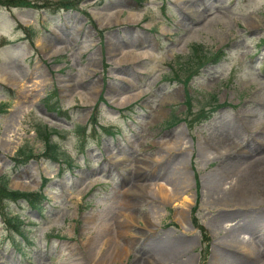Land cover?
I'll return each mask as SVG.
<instances>
[{"label":"rangeland","instance_id":"rangeland-1","mask_svg":"<svg viewBox=\"0 0 264 264\" xmlns=\"http://www.w3.org/2000/svg\"><path fill=\"white\" fill-rule=\"evenodd\" d=\"M26 1L40 8L0 6V176L24 192L47 180V200L42 213L7 205L28 227L26 239L12 232L16 248L0 218V264H98L107 241L129 252L102 264H213L220 250L225 264H264V177L250 167L264 158V0ZM193 45L217 60L188 81L192 127L172 126L186 117L181 82L192 75L175 65ZM39 123L66 135L55 137L58 163L43 158ZM21 149L38 158L15 160ZM211 183L259 198L217 205Z\"/></svg>","mask_w":264,"mask_h":264},{"label":"trees","instance_id":"trees-1","mask_svg":"<svg viewBox=\"0 0 264 264\" xmlns=\"http://www.w3.org/2000/svg\"><path fill=\"white\" fill-rule=\"evenodd\" d=\"M0 5L6 6L9 8H16V7H22V8H37L35 4H33L31 1L26 0H0ZM64 7L71 8L73 6L71 5H64ZM215 59V55L209 54L205 52L204 48L202 46L194 45L191 49V53L186 58H182L181 61L177 63L178 67H187L186 72H194L198 71L200 68L204 67L205 65L213 62ZM0 112H3V107H0ZM35 130L37 132V137L40 141L43 142L45 145V148L47 150V157H50L51 160L58 162L63 156L64 153L61 151V148L55 143H53L52 137L57 135V131L50 130L46 126L38 125L35 127ZM21 156H26V153L21 152ZM32 156V155H31ZM31 156L29 158H31ZM28 158V159H29ZM46 197L42 193H23L18 191H11L8 187V179L5 177H0V215L4 216L5 222L9 224L10 226H13V224H18V228L24 226L23 221L19 219V217H16L15 219H12L10 217V214L3 213L4 209V203L7 201H26L28 202L34 209L42 210V203L45 201ZM198 209V202L196 203L195 207L192 210V213L195 215ZM195 217V216H194ZM193 223L195 227H197L204 240V245L208 247L210 238L208 236V233L206 229L198 223V221L193 218ZM17 229V227H16ZM21 230H19L20 232ZM206 254V252H205Z\"/></svg>","mask_w":264,"mask_h":264},{"label":"bare ground","instance_id":"bare-ground-1","mask_svg":"<svg viewBox=\"0 0 264 264\" xmlns=\"http://www.w3.org/2000/svg\"><path fill=\"white\" fill-rule=\"evenodd\" d=\"M3 82H9V80L5 77L2 78ZM183 138H178L175 143L179 144L182 141ZM254 165L255 166V170L258 174H262V177H264V158H262V160L259 161H255L252 162L250 164V167ZM262 177L260 178V180L262 179ZM179 176L177 177V179L174 181L175 183L178 182ZM214 183L213 186H218L217 184H219V181H214L212 182ZM212 183H211V187H212ZM240 195H244V196H240ZM252 194L250 193L249 190H243L240 189L239 191H233V192H228L227 194H220L218 192V190L216 189V187H212V189H210V193H209V200L217 205H222V206H230L236 203H240V202H255L258 200L259 197L256 196H251ZM229 218L227 217V220ZM207 225V224H206ZM219 225V222H215L214 224H210V226L207 225V228L212 232L213 228H217ZM229 225V224H227ZM237 236L238 237V233H227L226 235V239L227 241H230V239L232 237ZM239 241V239L237 240ZM240 243H242V241L240 240ZM104 249H102L99 253V260H98V264H102L103 261L104 262H109V263H113L116 262L117 260H120L123 256L128 255L127 252H129V248L122 246L119 244H115V242L113 241H107L104 244ZM231 250V248L229 249ZM183 254L184 250L183 248L177 249V250H173L171 252L168 253H155V256L157 258H159L160 260H164V261H169L172 259V252H179ZM220 250V252H218V256L215 258V263L213 264H225L226 261L230 260V256H227L226 254H224V251ZM106 253V254H105ZM228 253V252H227Z\"/></svg>","mask_w":264,"mask_h":264}]
</instances>
